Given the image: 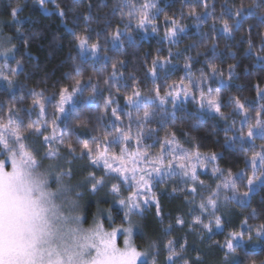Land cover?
<instances>
[{"label":"snow or ice","instance_id":"6c2138e0","mask_svg":"<svg viewBox=\"0 0 264 264\" xmlns=\"http://www.w3.org/2000/svg\"><path fill=\"white\" fill-rule=\"evenodd\" d=\"M38 4L45 12L48 2L54 0H37ZM185 4L189 0H183ZM160 0H143L138 3L137 0H120L119 4L112 8V13L121 12V20L124 21V30L119 26L101 40V31H96V41L92 42L93 32L92 23L104 20L105 28L110 24L106 15L93 16V5L88 3L85 12H78L74 9L72 14L75 21L79 22L82 18L84 27L82 32H76L72 28L65 27L75 38L78 55L81 61H87L92 58L93 61L101 59L107 64L110 59L108 56L100 57L99 53L104 50L103 44L111 43L112 50H123L124 41L134 43V37L130 34L131 30H140L145 35L157 33L158 28L155 21L163 8L159 7ZM205 11L198 13L193 7L188 15L195 18L198 22H206V19L212 15L207 11L208 0H197ZM264 4V0H253V3L247 7L241 5L239 8H229L224 5V14L232 17L233 24L227 21L223 22L219 30L221 35L232 37L234 28H239L241 22L246 16L256 15L258 10ZM107 7L106 4H102ZM58 15L63 21L66 12L59 5H56ZM124 9H127L125 12ZM23 11L21 4L11 8L10 14L14 21L19 22V14ZM181 16L184 12L180 13ZM222 18V17H221ZM261 22H264V14L260 16ZM165 24L169 25L164 33L163 39L172 44L178 43V35L185 33L186 29L177 20L165 16ZM19 30V29H18ZM213 31L216 32L215 23ZM251 31V28L249 29ZM207 36V34H203ZM26 43V41H25ZM248 54H252L255 48L251 38L248 39ZM191 47H195L192 45ZM260 51L264 52V35L260 36ZM16 47L0 48V57L3 62L0 63V87L7 85V90L12 91L15 86V77L23 71V64L20 60H15ZM212 57L216 56V46L211 49ZM184 53L169 51V59L161 61L159 57L152 60V67L149 73L152 82L155 84L159 79L158 69H165L166 65L171 64L173 56L179 57ZM233 59L235 54L231 53ZM15 60V67L10 66L8 61ZM191 57L187 58L184 64L185 76L181 77L179 82L173 81L167 85V91L161 95L159 86L154 91L153 96H142L138 88H132L130 95L125 96L126 104L135 109L137 115L133 118L131 112L124 113L128 116L129 123L123 124L118 101L114 96L102 97L104 114L97 118L102 120L103 115L111 109L110 127L105 125L103 129L92 125L89 120L81 118L77 112L79 98L83 97L87 88L92 91L89 97L83 100L86 107H99L96 98L101 96L99 78L97 83H91L92 77L88 82H82L76 79L70 86L62 87L59 91V99L56 103V112L53 113L51 120L46 118V103H51L53 97H45L43 92L31 91L33 97V108L39 109L38 118L31 121L27 127L19 118V112L16 104H12L4 111V105L0 104V154L4 159H0V264H158L157 256L159 249L156 241H152L143 250L139 249L132 240L134 229L138 225L134 224L131 217L133 215L143 217L147 207L155 205L156 217L163 222L160 199L154 190L158 184H164L167 180L175 176L182 177V182L187 185L189 181L192 186L181 189L187 193L188 203L195 204L199 196L198 208L200 215L194 216L189 229L200 226L208 233L223 229V219L217 212L221 207V193L224 190H231L232 195L223 196V203L236 202L242 207H247L250 201V195L256 187L257 181L264 185V145L260 146L259 151L254 152L251 157L246 159L252 169V176L247 179V191L239 192L236 179L243 178L244 173H236L235 176L229 169L225 175L224 170L216 166L215 162L220 159L221 154L216 152L202 153L199 151V145H194L192 149H185L177 139L175 131L169 130L163 138L156 133L157 128H150L156 112L145 108L147 104L157 105L164 112L161 117L160 127L165 125V117L169 115L167 104L172 105L170 112L171 120L175 122L177 112L182 110L183 105L189 100L198 105L197 118L204 113L218 115L221 119L227 120L228 116L221 111L223 105L221 102L220 90L227 87L228 84L222 78L224 73L218 66L206 58L208 71L199 69V76L194 77L192 72ZM257 63L264 65V56H256ZM119 68L125 67V61L121 60L112 64V72L109 76L103 78V84L108 86V90L116 88L129 87L123 80V73ZM236 64L228 66V80L236 75ZM76 74H80V67H75ZM247 71V69H245ZM133 79L135 76L133 74ZM185 80L188 81L185 84ZM213 82L216 84L213 87ZM257 98L264 100V89L257 85ZM230 103L234 104V110L237 114H243L244 119L240 121V127L235 128V121L230 127L225 128V134L235 132L227 138L225 147L232 148L239 141L243 150L245 144L255 147L256 138L264 139V104L260 105V111L256 112L255 123H250V117L245 108L246 102H241L239 98H230ZM22 103V101L20 102ZM116 104V107H112ZM250 107L252 105H249ZM145 108L143 116L139 115L140 109ZM31 117V110L28 111ZM63 125V127H61ZM135 125V131H133ZM49 127L51 132L45 134ZM245 127L247 133L245 136ZM81 130L95 132L91 136L90 142H84L80 139ZM185 135H188L185 133ZM75 136V141L72 137ZM32 137H42V146L44 148L43 159L60 160L64 159L68 164L72 160L87 159L92 167L102 168L104 175L97 177L95 173L89 172L86 182L90 184L89 191L96 193L105 186V177H110L120 181L113 183L109 191L118 198L120 209L124 211V222L127 227H111L110 230L104 227L103 220L97 217L92 224L85 227L86 218L81 212L80 199L82 193L77 191L80 185L73 186L64 182V177H71L72 169L62 168L59 164L50 165L48 169L41 170L39 160L37 159L36 149L32 144L27 143ZM152 139V144H146L145 141ZM159 144V151L153 152L152 148ZM114 145H122L119 151L113 150ZM134 145V148L132 147ZM71 157V159H68ZM10 162V170H9ZM211 165L213 176L219 174L217 178H222L220 183L212 188L205 185L203 180L199 179L202 172H207ZM55 182L57 187L53 190L51 183ZM198 182V185H197ZM121 183L127 186L129 195L120 196ZM176 189H173L175 193ZM191 197V199H188ZM255 217V210L251 213ZM207 217L205 223L202 217ZM111 220V217H108ZM175 224L183 227L185 220L176 217ZM172 225L164 229L165 233H170ZM255 231L256 238L264 239V224L253 228L248 224L245 218L239 231H230L223 244L218 246L225 250L224 259L228 261L230 257L235 256L238 250L244 248L246 243L253 239L252 233ZM124 235L123 246L117 242L119 235ZM176 242L169 239L163 245L167 250L166 264H190L189 259L185 258L187 240L175 247ZM200 259L199 254L196 257Z\"/></svg>","mask_w":264,"mask_h":264},{"label":"trees","instance_id":"16d2710c","mask_svg":"<svg viewBox=\"0 0 264 264\" xmlns=\"http://www.w3.org/2000/svg\"><path fill=\"white\" fill-rule=\"evenodd\" d=\"M120 0H54L46 4L47 12L44 11L38 4L37 0H0V29L2 36L7 38V47L15 45L16 53L15 60H20L23 64V71L20 72L15 79V86L10 92L7 87L0 88V104L4 105V111L12 104H16L18 108L23 110L19 112V118L24 122L23 126L27 127L31 121L35 120L33 114V97L31 91L43 92L45 97H53L52 101H58L59 91L62 87L70 86L76 79L87 83L88 78L92 77L91 83H97L99 78L101 96L96 98L99 107H86L83 100L89 97L92 89L89 87L79 98L77 105V112L81 118L87 119L92 125H96L103 129L105 125L110 127L111 121L114 117L111 116V109H108L107 114L103 115L102 120H97L104 114L103 99L109 96H114L118 101L120 108L121 120L123 124L129 123L128 116L124 113L131 112L133 118L137 115L135 109L130 108L126 104L125 96L130 95L132 88H138L142 96H153L154 89L159 86L161 95L167 91V85L173 81L179 82L181 77L185 76L184 64L188 57H191L192 72L194 77L199 76V69L208 71L206 58L211 59V62L216 64L220 70L223 71V79L228 84L227 87L221 88L220 96L222 102L221 111L228 116L229 119H221L218 115L204 113L197 118L198 105L192 101H188L183 105L182 110L177 112L178 119L173 122L171 120L170 112L172 105L169 103L167 108L169 115L165 117L164 127H160L161 117L164 112L157 107L159 101L154 104H147L145 108L154 111L157 115L154 117L153 122L149 125L150 128H157L158 135L163 138L165 133L169 130L175 131L178 141L185 149H192L194 145H199V151L202 153L216 152L221 154L220 159L215 162L216 166L224 170L225 175L230 169L232 173L243 172V178L236 179L237 187L240 191H247V179L252 176V169L246 159L251 157L254 152L259 151L260 146L264 145V139L256 138L254 140L255 147L248 144L240 147L239 141L236 142L234 147L226 148L227 138L232 137L237 132L232 131L225 134V128L230 127L235 121V128L240 127V121L244 119L243 114H237L234 110V104L230 103V98L236 97L245 103L247 115L250 117V123L254 124L256 119V112L260 111V105L264 104V100L257 98V85L260 89H264V65L258 64L256 56H264V52L260 51V36L264 35V22H261L260 16L264 14V4L258 10L256 15L246 16L241 22L239 28H234L232 37L221 35L219 30L223 26V22L227 21L233 24L231 16L222 13L224 5L227 4L233 10L239 8L241 5L247 7L253 3V0H208L207 11L212 15L206 19V22H198L194 17L188 15V12L195 7L198 13H203L205 8L197 3V0H189L187 4L183 0H160L159 7L163 8V12L159 14L155 24L158 28L157 33L145 35L140 30H131L130 34L134 37V43L124 41L123 50H112V44H103L104 50L99 55L110 57L107 64L101 59L100 61H93L89 58L87 61H81L77 49L75 47L76 41L71 32L67 30L72 28L76 32H82L84 21L81 18L79 22L75 21L72 14V9L78 12H85L86 5L91 3L93 5V16L106 15L107 21L110 24L105 28L104 20L93 22L91 27L93 32L92 42H95L96 31H101V40L103 36H107L110 32L114 31L117 26L124 30V21L121 20V12L112 13V8L119 4ZM142 3L143 0H137ZM21 4L23 11L19 14V22L12 19L10 11L11 8ZM106 4L107 7H103ZM59 5L66 12V16L62 21L56 15L57 7ZM126 12L127 9H124ZM184 12L181 16L180 13ZM165 16L172 17L177 20L186 29L185 33L178 35V43L172 44L163 39L164 33L169 27L165 24ZM222 17V18H221ZM215 23L216 32L213 31V24ZM251 28V31L249 29ZM19 29V30H18ZM207 34V36L203 35ZM251 38L255 48L252 54H248V39ZM26 41V43H25ZM195 45V47H191ZM213 45L216 46V56L213 58L211 49ZM169 51L172 53L181 52L184 55L178 58L173 56L171 64L166 65V68L158 69L159 79L154 84L152 82L149 69L152 67V60L157 57L161 61L169 59ZM231 53L235 54L233 59ZM15 60L10 59L8 63L10 66L15 67ZM125 61V67L119 68V72L123 73V80L120 83H125L129 87L116 88L108 90V86L103 84V78L107 77L112 72V64L118 61ZM236 64V75L228 80V66ZM79 65L81 71L77 75L75 67ZM247 69V71H245ZM133 74L135 79H133ZM188 81L185 80V84ZM216 84L213 82V87ZM22 101V103H20ZM52 103V102H51ZM46 103L47 116L51 120L52 115L56 112V104ZM249 105H252L251 107ZM113 104L112 107H116ZM145 108H141L139 115L143 116ZM31 110V117L28 116V111ZM264 118V113L261 114ZM63 127V125H61ZM133 125V131H135ZM51 131L49 127L48 131ZM245 136L247 127H245ZM45 132V134H47ZM80 139L84 142H90L91 136L95 132L88 130H81ZM187 133L188 135H185ZM72 139L75 141L76 137ZM32 144L36 149L37 159L39 160L41 170H46L50 165L59 164L62 168L72 169L71 177H64L66 184L73 186L80 185L77 191L82 193L80 200L82 202V212L85 220V227L92 224L93 220L99 217L103 220L104 227L108 230L111 227L124 226V211L120 209L118 198L110 191L113 183H120L116 179L105 177V186L96 193L89 191L90 184L86 182V177L89 172L95 173L97 177L104 175L102 168L92 167L87 159L72 160L68 164L63 158L57 161L50 159H43L44 148L42 146V137H32L27 141ZM146 144H152L153 140L148 139ZM122 145L113 146V149H118ZM134 147V145H132ZM159 144H156L151 149L153 152L159 151ZM0 154V159H1ZM71 159V157H68ZM211 165L207 172H202L199 176L200 180L205 182V185H210L215 188L217 183L221 182L222 178H217L219 174L213 176L211 173ZM10 170V166H9ZM198 185V182H197ZM192 186L189 181L187 185L182 182V177L175 176L167 180L164 184H158L154 190L157 192L161 212L163 215V222L156 217L155 205L147 207L144 211L143 217L133 215L131 217L134 224L138 225L134 229V243L136 246L143 250L152 241L157 242L159 255L157 256L158 264H166L167 250L163 245L169 239L176 242L175 247L179 246L187 240L185 258L189 259L190 264H264V239H257L255 231H253V239L250 243H246L244 248L238 250L235 256L229 258L228 261L224 259L225 250L220 248L218 244H223L228 232L239 231L240 226L244 219H248V224L255 228L260 224H264V185H259L255 188L250 195V201L247 207H242L236 202L223 203V196H231L230 190H224L221 193V207L217 215H221L223 219V229L216 230L213 228V233H208L206 230L195 226L192 230L189 229L194 216L200 215L198 208L199 196L196 198L195 204L188 203L186 200L187 193L181 189ZM51 187L54 190L57 185L53 181ZM176 189L173 193V189ZM129 191L126 190L125 185L121 183L120 196L126 197ZM191 199V197H188ZM255 210V217L251 213ZM111 217V220L108 217ZM181 217L185 220L183 227L175 224L176 217ZM204 222L207 223V217H202ZM172 225L170 233H165L164 229ZM121 247L123 246L124 237H119ZM123 241V242H122ZM199 254L200 259L196 257ZM182 263V262H181Z\"/></svg>","mask_w":264,"mask_h":264},{"label":"rangeland","instance_id":"374dc122","mask_svg":"<svg viewBox=\"0 0 264 264\" xmlns=\"http://www.w3.org/2000/svg\"><path fill=\"white\" fill-rule=\"evenodd\" d=\"M7 43H8V41H7V38L6 37H4V36H2V34H1V29H0V48H2V47H7ZM3 62V57H0V63H2ZM5 87H7V85L6 84H4L2 87H0V88H5ZM57 103V101H52V105L53 104H56ZM56 106V105H55ZM55 113V112H54ZM33 114H34V116H35V120L38 118V114H39V109L38 108H34V111H33ZM46 116H47V105H46ZM51 131H49V132H47V134H49ZM114 146H116V145H114ZM116 148V147H115ZM113 149L114 151H116V152H118L119 150L118 149ZM134 148V147H133ZM1 159H4V155L3 154H1ZM9 166H10V162H9ZM252 173V172H251ZM259 185H261L260 184V182L259 181H257V183H256V187H258ZM255 187V188H256ZM125 188H126V190H128V188H127V186H125ZM238 188V187H237ZM239 190V189H238ZM129 191V190H128ZM231 191V190H230ZM239 192L240 193H242V191H240L239 190ZM232 193V192H231ZM82 202H83V200H80V205H82ZM81 212H82V207H81ZM82 214H83V212H82ZM120 236H122V237H124V235H119L118 237H117V242H118V244L121 246L122 244H121V242H119V237ZM134 232H133V235H132V240H133V242H134ZM123 242V241H122ZM149 264H150V260H149ZM182 264V263H181Z\"/></svg>","mask_w":264,"mask_h":264}]
</instances>
